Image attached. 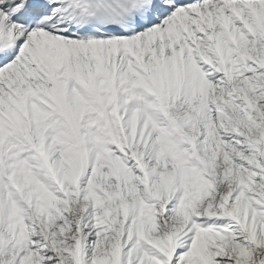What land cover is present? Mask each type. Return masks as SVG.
Returning a JSON list of instances; mask_svg holds the SVG:
<instances>
[{
	"label": "snow or ice",
	"instance_id": "snow-or-ice-1",
	"mask_svg": "<svg viewBox=\"0 0 264 264\" xmlns=\"http://www.w3.org/2000/svg\"><path fill=\"white\" fill-rule=\"evenodd\" d=\"M0 264H264V0H0Z\"/></svg>",
	"mask_w": 264,
	"mask_h": 264
}]
</instances>
